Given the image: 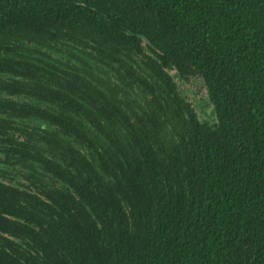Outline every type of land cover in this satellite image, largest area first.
Returning a JSON list of instances; mask_svg holds the SVG:
<instances>
[{"label":"trees","instance_id":"1","mask_svg":"<svg viewBox=\"0 0 264 264\" xmlns=\"http://www.w3.org/2000/svg\"><path fill=\"white\" fill-rule=\"evenodd\" d=\"M0 264H264V0H0Z\"/></svg>","mask_w":264,"mask_h":264},{"label":"rangeland","instance_id":"2","mask_svg":"<svg viewBox=\"0 0 264 264\" xmlns=\"http://www.w3.org/2000/svg\"><path fill=\"white\" fill-rule=\"evenodd\" d=\"M199 93L196 92L195 96L199 97V95H201L199 97V114L202 118L207 119L208 121H213L215 119V117L211 114L212 110V104L209 105L208 103V99H206V90L204 89V87L199 86ZM198 87L197 85H193V84H188V89H189V93H194L195 91H198ZM195 90V91H194ZM203 97V99H202ZM213 109V108H212ZM211 110V111H210Z\"/></svg>","mask_w":264,"mask_h":264},{"label":"water","instance_id":"3","mask_svg":"<svg viewBox=\"0 0 264 264\" xmlns=\"http://www.w3.org/2000/svg\"><path fill=\"white\" fill-rule=\"evenodd\" d=\"M144 38H145L146 41L149 42V39H148L146 36H144ZM212 108H213V105H212ZM212 108H211V110H212ZM211 110H210V111H211ZM199 116H200V114H199ZM200 118H201V116H200Z\"/></svg>","mask_w":264,"mask_h":264}]
</instances>
